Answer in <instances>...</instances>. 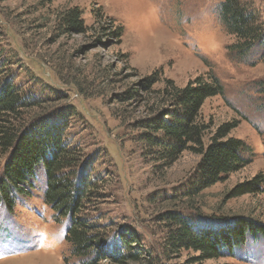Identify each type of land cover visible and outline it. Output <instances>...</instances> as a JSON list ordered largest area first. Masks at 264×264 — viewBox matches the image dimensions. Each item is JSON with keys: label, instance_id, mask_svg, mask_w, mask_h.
<instances>
[{"label": "rangeland", "instance_id": "obj_1", "mask_svg": "<svg viewBox=\"0 0 264 264\" xmlns=\"http://www.w3.org/2000/svg\"><path fill=\"white\" fill-rule=\"evenodd\" d=\"M222 1L0 0L1 75L37 100L31 122L44 117L66 127L62 141L80 160L85 184L78 216L93 233L103 229L94 224H106L118 245L131 239L136 255L118 262L101 246L71 255L68 219L43 203L40 166L12 211L0 202V264H264L259 231L216 258L172 245L176 217L195 229L264 228V47L239 53L219 15ZM244 1L264 29V0ZM72 8L80 29L63 20ZM212 77L223 94L205 99L197 113L208 127L203 144L221 124L237 123L226 138L243 141L251 154L241 169L195 190L201 154L185 150L169 164L155 162L142 122L171 109L176 92ZM256 177L263 182L251 190Z\"/></svg>", "mask_w": 264, "mask_h": 264}, {"label": "trees", "instance_id": "obj_2", "mask_svg": "<svg viewBox=\"0 0 264 264\" xmlns=\"http://www.w3.org/2000/svg\"><path fill=\"white\" fill-rule=\"evenodd\" d=\"M250 7L244 0H223L219 5L220 18L230 33L237 37V49L241 54L259 44L264 47V29ZM79 14L77 8H72L64 13L63 20L70 22L69 27L80 29ZM2 73L0 67V161L3 156L6 158L3 168L0 162V202L12 211L18 197L26 196L25 192L32 185L30 180L41 166L46 178L43 203L50 206L56 219H68L64 238L71 246V255L83 258L101 246L102 250L112 253L107 256L118 262L127 255L136 256L129 250L131 239H124L123 235L121 245H118L114 236L109 237L106 224H94V228L103 229L102 234L93 233L86 220L78 216L80 202L85 198V184L78 176L79 171L76 172L80 160L62 141L66 127L44 117L31 122L27 117L28 110L38 107L37 100L25 94L20 86ZM210 80L211 83H205L198 79L194 87L176 92L171 109L142 122L146 130L141 133V138L155 162L169 164L185 150L201 154L195 190L210 186L241 169L249 162L248 155L251 154L243 141L226 138L237 123L221 124L208 144H203L204 131L208 127L197 120V113L205 99L223 94L217 79L212 77ZM252 181L255 182L251 183V190L263 179L256 177ZM175 220L178 226L171 235L172 245L199 250L201 258L219 257L221 251L232 254L235 248L244 244L249 233L255 235L259 231L264 234V228L248 222H242L241 228L219 230L216 226L195 229L181 217Z\"/></svg>", "mask_w": 264, "mask_h": 264}, {"label": "snow or ice", "instance_id": "obj_3", "mask_svg": "<svg viewBox=\"0 0 264 264\" xmlns=\"http://www.w3.org/2000/svg\"><path fill=\"white\" fill-rule=\"evenodd\" d=\"M37 236L39 237V236H42V234H40V233H37Z\"/></svg>", "mask_w": 264, "mask_h": 264}]
</instances>
